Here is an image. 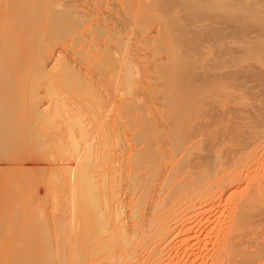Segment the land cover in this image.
Wrapping results in <instances>:
<instances>
[{"label":"bare ground","instance_id":"bare-ground-1","mask_svg":"<svg viewBox=\"0 0 264 264\" xmlns=\"http://www.w3.org/2000/svg\"><path fill=\"white\" fill-rule=\"evenodd\" d=\"M216 2L0 0V264H264V11Z\"/></svg>","mask_w":264,"mask_h":264},{"label":"rangeland","instance_id":"rangeland-1","mask_svg":"<svg viewBox=\"0 0 264 264\" xmlns=\"http://www.w3.org/2000/svg\"><path fill=\"white\" fill-rule=\"evenodd\" d=\"M214 1H215V0H214ZM219 1H221V2H219ZM226 1H227V2H226ZM238 1H240V0H236V1H234V0H217V2H219V3L216 2L215 5H216V6L219 5L220 8L222 7L221 9H224V10H227V11H228L229 9H227V8H229L230 5H231L230 10H233L234 8H232V7L234 6V4L239 5V3H240V4L242 5V7H243V6L245 7V8L243 7L244 10H249L250 7H251V9H250L249 11H254L256 8H257V9H260L261 11H264V0H241L240 2H238ZM243 1H244V2H243ZM225 2H226V3H225ZM232 2H233V3H232ZM220 3H221V4L223 3V4L221 5ZM244 4L247 5L248 9L246 8V6H245ZM223 5L225 6V8H223V7H224ZM232 5H233V6H232ZM236 5L234 6L235 8L237 7ZM241 5H240V6H241ZM227 6H228V7H227ZM219 7H216V8H219ZM258 7H259V8H258ZM220 8H219V12L224 11V10H221ZM243 8H242V9H243ZM252 8H253L254 10H253ZM257 9H256V10H257ZM244 10H243V11H244ZM256 10H255V11H256ZM215 11H217L216 13H218V10H214V12H215ZM257 11H258V10H257ZM257 11H256V12H257ZM261 11H258V12H261ZM261 13H264V12H261ZM229 18H231V15H230ZM263 18H264V15H263ZM229 20H230V19H229ZM231 20H233V19H231ZM263 21H264V20H263ZM263 21H262V22H263ZM233 22H235V21L233 20ZM69 58L71 59L70 56H69ZM73 65L77 68V70H80V66H79L78 64H73ZM106 95H108V94L106 93ZM108 97H109V96H108ZM186 125L189 126L188 124H186ZM182 127H183V128H186L185 126H182Z\"/></svg>","mask_w":264,"mask_h":264}]
</instances>
